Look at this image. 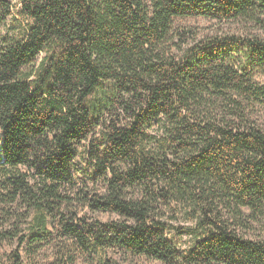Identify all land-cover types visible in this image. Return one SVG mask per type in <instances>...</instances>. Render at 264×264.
<instances>
[{"label": "trees", "instance_id": "1", "mask_svg": "<svg viewBox=\"0 0 264 264\" xmlns=\"http://www.w3.org/2000/svg\"><path fill=\"white\" fill-rule=\"evenodd\" d=\"M263 14L264 0H0V25L21 29L0 40L3 189L30 219L0 242L37 246L52 222L58 258L44 264L74 263V250L116 264V248L160 264H264V240L223 219L264 217V130L248 112L264 104V38L195 42L173 26ZM75 201L118 220L81 216ZM9 258L24 264L19 249Z\"/></svg>", "mask_w": 264, "mask_h": 264}, {"label": "rangeland", "instance_id": "2", "mask_svg": "<svg viewBox=\"0 0 264 264\" xmlns=\"http://www.w3.org/2000/svg\"><path fill=\"white\" fill-rule=\"evenodd\" d=\"M13 18L10 17L7 21L0 25V40L6 35L19 36L21 29L15 27L13 24ZM174 30H191L195 34V42L202 39L223 36L227 34L251 36L264 38V14L260 16V21L246 22L238 20L220 21L217 19L205 18V17H183L174 18L173 21ZM171 48L172 54H178L173 42L167 43ZM257 80L264 85V76L258 75ZM248 112L251 119L264 130V104L248 105ZM85 147L82 146L81 151L84 153ZM77 159L78 167L84 168L83 154ZM16 171L27 173L26 167H19ZM7 170L0 165V232L10 231L17 228L20 231L19 236L27 234L29 232V220H20V215L27 212V203L23 198H19L16 201H11L10 192L3 189V182L6 181L5 175ZM76 174L81 177V173L76 171ZM87 186L85 189L94 193H102L104 190L103 184H94L91 180H87ZM68 195H72V191L68 192ZM65 205L62 206L64 208ZM79 212V215H86L88 218L98 219L102 222H108L118 220L114 214L91 212L89 208L83 207L75 201L74 206L71 208ZM224 218L227 221L230 229L235 231L238 235L244 238L251 239L253 241L264 240V217L251 218V212L244 209L243 214H239L238 217L234 216L232 211L228 209L224 210ZM186 216L181 213L179 218L181 224L184 223ZM49 229L52 236L48 241H43L37 246L29 247L30 245L22 244L18 246V240L16 239L12 243L0 242V264H10L9 256L15 251H20L24 264H40L52 263L58 258V235L52 222L49 224ZM182 246L188 245L189 238L186 236L182 238ZM188 241V242H187ZM186 243V244H185ZM76 253L75 262L71 261L67 264H96L89 261V258L83 256L80 251H73ZM107 257L116 264H160L159 262L148 259L143 256L133 255L122 249H111L107 251ZM68 259V257L66 258Z\"/></svg>", "mask_w": 264, "mask_h": 264}]
</instances>
